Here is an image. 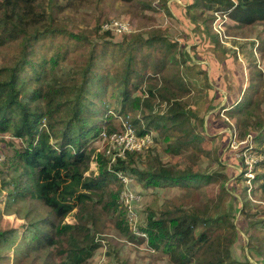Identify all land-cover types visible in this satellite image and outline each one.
Segmentation results:
<instances>
[{
    "label": "rangeland",
    "instance_id": "rangeland-1",
    "mask_svg": "<svg viewBox=\"0 0 264 264\" xmlns=\"http://www.w3.org/2000/svg\"><path fill=\"white\" fill-rule=\"evenodd\" d=\"M219 7L217 0H37L33 7L37 15L33 14L28 25L24 26L22 37L0 46V63L23 49L26 36L38 35L29 44V61L20 75L21 89L25 92L49 83L60 85L64 81L72 82L88 63L93 49L106 56L96 66L97 73L106 78L91 91L95 93L92 102L100 109L97 125L103 128L88 143L94 150L90 171L97 173L98 154L111 159L108 153L111 144L109 139H104L103 132L119 130L121 119L127 118L138 133L139 125L133 122L135 115L140 118L143 127L148 126L145 116L149 111L137 110L125 114L120 104L111 105L109 102V98L117 97L114 89L121 86V74L126 68L127 52L121 44L139 36L145 40L158 39L151 46L145 44L134 51L138 53L141 49L138 54L146 55L150 65L143 70L137 85L134 84L136 77H132L128 89L132 97L147 96L153 84L172 90L168 95L176 94L175 97L186 101L204 117L203 123L199 118H193L196 124L194 131H199L204 138V148L186 147L181 149L180 154L167 151L162 134L152 126L149 132L154 137L153 143L135 154L136 163L132 166L143 170L154 154H159L166 163L175 164L196 152L200 158L197 162L193 161V165L216 179L200 188L179 185L146 188L138 175L131 168H126L125 171L135 177V186L143 191V199L138 204L140 221L145 225L151 208L159 212L179 205L203 207L209 198L218 202L219 210L230 213L237 224L239 237L232 245L233 257L242 264H264V164L257 166L264 155L252 152L254 147L264 149V127L251 126L247 133L258 135L256 140L249 133L238 139L242 141L238 144L236 135L238 130L242 131L243 113L235 112L237 121L234 120L233 126L227 128L231 133L230 143L223 130L212 128L208 122L209 115L218 110L225 116L227 107L231 109L228 114L231 118L233 107L243 101H246L242 105L244 113L247 109L251 112L248 118L254 122L264 119V21L244 26L234 24L227 20V13L217 10ZM112 19L127 21L130 32L106 34L102 25ZM72 34L82 37L75 39ZM160 39L171 44V50L160 47ZM173 56L175 60L171 58ZM53 57L58 61L54 71ZM154 62L165 64L159 74L155 68L160 65H154ZM141 66L142 63L138 62V67ZM102 85L107 89H101ZM230 91L234 95L231 98ZM216 94H221V97ZM237 95L239 97L235 99ZM156 101V113L164 114L167 101L160 95H157ZM32 104L40 109L44 106L40 100ZM24 144L12 132L0 131V154L4 157L0 160V230L14 228L17 229L15 234H19L14 244L5 245V249L0 250V264H58L66 256L58 252L59 248L67 247L66 240L48 249L29 250L28 255L26 246L22 245L23 233L31 219H43L47 210L38 202L26 201L28 198L20 197L10 208L5 204L13 187L4 185V181L17 175L16 169L20 167L16 152ZM119 188V183L109 182L110 190L117 191ZM95 192L94 200L99 202L103 189ZM100 207L101 203H98L97 209ZM98 213L87 226L99 247L82 264H95L103 251H106L108 264H173L161 250H153L146 241L133 240L130 233L121 231L117 224L122 219L119 210H98Z\"/></svg>",
    "mask_w": 264,
    "mask_h": 264
},
{
    "label": "trees",
    "instance_id": "trees-1",
    "mask_svg": "<svg viewBox=\"0 0 264 264\" xmlns=\"http://www.w3.org/2000/svg\"><path fill=\"white\" fill-rule=\"evenodd\" d=\"M36 1L0 0V46L22 37L24 26L28 25L33 14L37 15L33 9ZM217 1L220 4V9L217 10L227 13V20L230 19L234 24L244 26L264 21V0ZM224 26L226 29L225 24ZM105 33L114 35L111 31ZM72 37L79 39L82 36L72 34ZM32 38L36 40L38 35L26 36L23 49L0 63V131L12 132L25 143L24 147L16 152L20 167L16 169L17 175L4 181V185L13 187L5 204L10 208L19 199L28 198L26 201L38 202L39 206L47 210L43 219H31L23 233L22 245L26 246V255L29 250L36 252L48 249L66 240L67 247L58 249L59 254L65 253L66 256L58 264L87 262L99 247L95 237L90 234V227L87 226L91 219H96L98 210H119V215L122 216L117 223L119 229L130 233L133 240L145 241L132 232L126 221L125 210L119 209L121 181L116 171L131 168L146 188L159 185L200 188L204 183L213 182L216 177L196 169L192 163L200 158V154L196 152L175 164L166 163L159 154H154L143 170L132 166L136 163L137 152H128L125 158H119L111 168L110 159L106 157V160L99 153L98 171H90L94 150L88 143L103 130L97 125L100 109L92 102L91 98L95 93L91 91L106 78L105 75L97 73L96 69L106 56L93 49L88 63L75 75L72 82L64 81V84L60 85L49 83L24 92L20 85V75L29 61L27 54ZM156 40L158 39L145 40L139 36L121 44L127 52L126 68L121 74V86L114 89L118 95L116 98H109V102L111 105L120 104L125 114L137 110L149 111L145 116L148 120L147 127H143L140 118L135 115L133 122L139 125L137 134H148L153 126L162 134L167 151L180 154L181 149L186 147L202 150L204 138L199 131H194L196 124L193 118H199L203 123L204 117L194 111L186 101L175 97L176 94L168 95L172 90L157 84L150 86L145 97H132L128 89L132 77H136L134 84L137 85L143 70L150 65L146 55L138 54L141 49L138 53L134 51L145 44L151 46ZM159 41L162 43L160 47L171 50V44H167L163 39ZM171 58L175 60L176 57ZM52 59L54 71L58 61L56 57ZM138 62L142 63L140 68ZM153 64L160 65L155 68L158 74L165 66L162 62ZM180 86L183 87L181 84ZM101 89L106 90L107 86L102 85ZM88 94L91 96L88 97ZM157 95L167 101V109L161 115L157 114L155 109ZM216 96L221 97V94ZM39 100L44 103L42 109L32 104L33 101ZM245 102L236 103L233 107L235 109L231 111V118L228 116L231 110L228 107L225 116L221 115V110L209 115L210 126L220 131L226 127L231 128L234 120L237 121L235 112H238L243 113V116L242 131L238 130L237 139L241 140L251 133H247L251 126L264 127V119L262 122H254L248 118L251 116L249 109L244 113L242 105ZM112 130L114 129H108ZM222 133L230 143L231 133ZM251 134L256 140L258 135ZM252 152L255 155H264V149L259 146L254 147ZM258 164L257 166L263 165L264 159ZM109 182L119 183L120 188L117 191L110 190ZM100 188L103 189V194L98 202L94 200V195ZM134 188L143 194L135 185ZM223 191L227 192L228 189ZM98 203H101L100 209H97ZM217 203L208 198L203 207L179 205L159 212L158 209L151 208L145 225L139 222V229L148 235L147 245L153 250H161L173 264H242L232 255V245L239 237L237 224L231 219L230 213L219 210ZM72 214L73 216H70ZM16 230H0V250L5 249V245L14 244L19 237V234H15Z\"/></svg>",
    "mask_w": 264,
    "mask_h": 264
},
{
    "label": "built area",
    "instance_id": "built-area-1",
    "mask_svg": "<svg viewBox=\"0 0 264 264\" xmlns=\"http://www.w3.org/2000/svg\"><path fill=\"white\" fill-rule=\"evenodd\" d=\"M220 19V17H218ZM222 23V22H221ZM104 31H111L113 34L128 33L131 30L129 23L123 19H112L103 23ZM219 31V29H217ZM104 139H109L111 147L108 148V153L111 154L109 162L110 168L117 163L119 158H125L128 152H138L153 143L154 137L151 133L138 135L130 121L125 118L121 119V128L112 133L106 131L102 133ZM251 135L248 136L250 138ZM254 139V137H253ZM238 144L242 141L236 139ZM114 150V151H113ZM0 160H4L0 154ZM118 178L121 181V189L119 194V207L126 212V221L128 222L132 232L147 242L148 235L139 229L140 212L138 204L143 199V194L138 192L134 185L136 184L135 177L127 171H116ZM95 264H108L106 251H103Z\"/></svg>",
    "mask_w": 264,
    "mask_h": 264
},
{
    "label": "crops",
    "instance_id": "crops-1",
    "mask_svg": "<svg viewBox=\"0 0 264 264\" xmlns=\"http://www.w3.org/2000/svg\"><path fill=\"white\" fill-rule=\"evenodd\" d=\"M179 2H181V0H179ZM183 5H185V3H183ZM231 91L229 92V96H230V98H231ZM234 95H232V97H233ZM239 96L237 95V96H235V99H237ZM227 128L228 127H226V128H224V129H222L223 131H229V130H227Z\"/></svg>",
    "mask_w": 264,
    "mask_h": 264
}]
</instances>
